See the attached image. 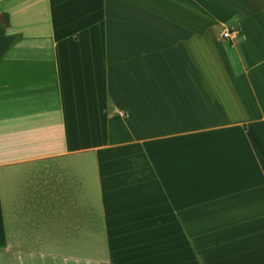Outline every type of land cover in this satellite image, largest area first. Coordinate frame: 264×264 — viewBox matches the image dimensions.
Masks as SVG:
<instances>
[{
    "label": "crops",
    "instance_id": "obj_1",
    "mask_svg": "<svg viewBox=\"0 0 264 264\" xmlns=\"http://www.w3.org/2000/svg\"><path fill=\"white\" fill-rule=\"evenodd\" d=\"M47 220L76 262L264 264V0H0V264Z\"/></svg>",
    "mask_w": 264,
    "mask_h": 264
},
{
    "label": "rangeland",
    "instance_id": "obj_2",
    "mask_svg": "<svg viewBox=\"0 0 264 264\" xmlns=\"http://www.w3.org/2000/svg\"><path fill=\"white\" fill-rule=\"evenodd\" d=\"M101 220H96L95 227L98 228V224ZM54 224L51 220H47V223L43 227V240L41 247L47 252H53L56 255H44L41 257L39 254H33L29 256L28 253L24 252H15L16 257L11 258V264H107L106 262H97V259H101V256L95 255L94 261H88L86 257L80 258L79 262H76L74 258H72L71 254V226L69 220L65 221V223L61 226L60 233L58 235L59 240H57L58 247L56 248L55 241V230ZM57 237V238H58ZM79 254L86 255V252L78 251ZM83 257V256H82Z\"/></svg>",
    "mask_w": 264,
    "mask_h": 264
},
{
    "label": "built area",
    "instance_id": "obj_3",
    "mask_svg": "<svg viewBox=\"0 0 264 264\" xmlns=\"http://www.w3.org/2000/svg\"><path fill=\"white\" fill-rule=\"evenodd\" d=\"M222 35H223L224 37L229 38V37L232 36V32H231L229 29H227V30L223 31Z\"/></svg>",
    "mask_w": 264,
    "mask_h": 264
}]
</instances>
